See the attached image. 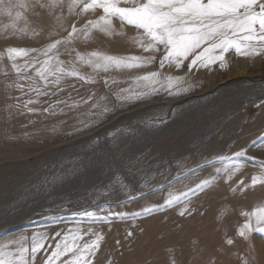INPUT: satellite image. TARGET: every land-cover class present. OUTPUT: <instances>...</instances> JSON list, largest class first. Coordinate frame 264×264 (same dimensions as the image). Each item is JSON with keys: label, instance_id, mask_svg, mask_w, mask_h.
I'll return each mask as SVG.
<instances>
[{"label": "rangeland", "instance_id": "1", "mask_svg": "<svg viewBox=\"0 0 264 264\" xmlns=\"http://www.w3.org/2000/svg\"><path fill=\"white\" fill-rule=\"evenodd\" d=\"M3 2L4 6L0 7V49L4 53L3 66L11 68L12 62L8 60L5 50L8 47L24 48L19 40L16 44L9 41L13 37L18 39L20 37L11 32L17 28L16 26L21 30L23 28L21 22L13 19L14 10L17 11L19 8L13 7L11 15H8L4 8L9 1ZM43 2L47 4L48 0ZM69 2L70 0H62L56 8H42L41 11L46 16L57 17L64 14L67 18L63 23L55 22L52 24L53 27L41 31L40 47L44 48L54 40L66 37L73 24L81 28L88 20H96L102 15V10L89 12L83 16L70 14ZM11 3L17 4L15 0ZM76 12H79V9H76ZM112 23V35H105L99 30L92 31L89 40L85 41L81 37L73 42L71 47L74 51L71 58L68 54L65 55H68L70 60L73 59L77 66L79 64L74 60L76 52L103 51L102 53L107 55L134 56L125 52L136 43L127 44L122 37L137 36L138 31L133 26L121 27L118 19H113ZM4 24L11 26L12 30H9V33L5 30ZM37 35L32 34L30 38ZM60 50L62 53L65 52L64 46H61ZM151 55L156 57L152 64L131 70L110 69L111 71L105 74L102 70L95 72L87 65L83 67L80 65L82 68L79 66L77 69L81 74L91 76L94 84L77 78H65L60 85L62 91L52 86L41 87V91L48 94L39 97L34 91H30L31 87L38 84L42 86L40 84L42 81H39L38 77L35 76L33 81H29L21 78L26 77L25 73L14 72V75L0 73V224L5 217H9L10 211L15 214L13 218L10 216V226L0 231V243L24 236L27 237L24 243L30 245L34 234L46 233L48 240L45 248L41 249L35 260V264H44L47 254L52 250L48 248L49 244L54 247L70 229H80L82 234L91 229L104 236L100 249L92 258V264H166L169 257L171 260L177 256L183 259L195 252L201 257L203 256L201 254L207 251L205 248H211L209 244H213L215 249L212 245V250L209 249L204 256L210 259L214 255L216 264H243L245 260L248 264H264V233L253 232L248 240L237 235L238 228L247 219L242 213L251 212L257 206L264 205V185L257 184L241 191L242 186L239 184L242 180L245 185H250L252 176L264 168V146H261L264 145V96L254 99H242L238 96L251 94L260 87L246 86L241 84L242 82L253 84L264 82V52L259 55L239 56L233 50L226 54L223 68L217 62L207 68H193L191 71L187 67L191 57L181 68L172 71L174 65L159 68L162 53L147 52L145 56ZM22 59L23 57L17 58L16 63L22 66ZM154 71H160L161 78L179 76L183 77V80L173 86L170 90L173 93L171 95L169 90L162 88L157 93L142 97L138 101L123 102L117 98L118 95H128L129 92L147 91L144 82L135 79ZM227 75H231L230 78L223 80ZM18 84L23 85L22 90L17 87ZM184 88L188 91L175 94L177 90ZM207 88L211 90L201 95L207 96L209 93L221 91L224 99L221 102L213 100L206 103L192 118L180 125L165 127L174 119L168 116L160 121L165 113L163 112L158 118L151 119V124H148L153 125L155 122L150 131L154 128L153 133H157L150 138L152 140L140 139L141 142L144 141L134 153H131L132 146L138 141L122 152H118L117 149L123 144H120L119 148L116 147L117 149L113 147V154L117 153L112 157L113 160L109 159L110 155H106L104 159L107 157L110 162L108 160L105 166L97 168V162L92 161L94 164L91 169L84 172V179H79L75 185L65 183L63 190H59V196L47 201L45 206L34 210L35 205L28 202L14 205L17 198L22 197L27 186L35 184L46 174L55 173L62 164L65 168L69 167L63 160L68 156L67 161H71L74 155L83 152L86 146L81 148L76 145L84 144L88 137L63 147L50 146L69 142L84 128L96 127V124L101 123V117L107 126L95 129L92 132L94 135H99L105 129L112 131L122 129V125L117 124L119 120L139 110L142 104L154 102L146 106L158 107L163 101L172 102L184 94L191 92L197 94ZM122 89H127L128 92H122ZM30 99L36 102L28 104L27 101ZM158 100L161 102H155ZM60 101L62 102L58 103ZM185 102L186 100L182 106ZM94 104L98 106L93 107ZM128 123L133 125L134 120L130 119ZM143 123L145 122L141 125ZM126 127L124 126L122 131L126 130ZM142 127L144 126L139 125L138 128ZM143 130L145 132L149 129ZM90 149L98 154L101 148L92 146ZM242 149H247L246 156L236 158L234 153ZM133 154L138 160L126 167L124 158ZM221 156L232 157V161L217 159ZM236 159L243 161L245 166L226 182V176L215 170ZM87 160L88 158H85L82 162ZM108 165L110 167H107ZM117 174L121 183L113 184ZM212 176L217 177L215 183L195 195L189 193L190 199L182 198V202L172 207L158 208L150 214L133 215L141 212L144 207L163 205L169 191L176 194L186 192L201 180ZM79 177L75 176L72 182ZM232 188H236L237 191L233 192ZM185 203L188 204L190 214L181 216L179 212ZM86 212H93L97 217H107V220L88 217L85 215ZM109 213L127 215L121 217ZM129 232L132 233L131 236L128 235ZM56 233H60L61 236H56ZM91 238L94 237L90 234L84 236L85 241ZM229 238L233 240L231 245L226 243ZM206 239L209 240H207L209 244L206 243ZM204 241L208 245L202 246L201 243L204 244ZM201 261L199 258L195 263L200 264ZM195 263L193 260V264Z\"/></svg>", "mask_w": 264, "mask_h": 264}, {"label": "snow or ice", "instance_id": "2", "mask_svg": "<svg viewBox=\"0 0 264 264\" xmlns=\"http://www.w3.org/2000/svg\"><path fill=\"white\" fill-rule=\"evenodd\" d=\"M61 3L62 0H48L47 4L36 0V4L41 8H56ZM0 4H3V0H0ZM13 7L27 8L28 5L23 0L13 5L9 0L4 10L8 15H11ZM76 9H79V12H76ZM68 10L70 14L78 16L102 10V15L96 20H88L81 28H77L73 24L66 37L56 39L42 49L8 47L5 50L8 60L12 62L11 67L17 74L34 70L36 77L43 82L42 86L38 84L30 88V91H34L37 97L48 94L46 91H41V87L52 86L62 91L60 85L65 78H77L86 83H94L91 76L81 74L76 63H73L72 60L66 63L60 59V48L64 46L65 53L71 57L74 51L71 45L76 39L82 37L87 41L90 39L92 31L95 30H99L105 35H112L113 19H118L121 27L133 26L138 31L139 34L133 39L144 52L162 53L159 59L160 69H163L165 65H174L179 69L190 57V62L187 64L189 71L193 68H207L217 62L223 68L226 54L230 51L234 50L239 56L259 55L264 52V0H70ZM16 15L19 18L20 13L17 12ZM35 34L33 33V35ZM30 52H38L39 54L30 56ZM21 57L27 58L22 66L16 63L17 58ZM3 58L0 55V60ZM74 60L79 65H88L93 70L107 72L113 68L117 70L139 69L155 62L156 57L155 55L147 57L116 56L92 51L89 53L76 52ZM21 78L33 80L31 76ZM136 80L143 81L147 91L118 95L119 100L138 101L142 97L157 93L162 88L169 90L171 95L173 93L170 90L176 83L181 82L183 77L165 76L161 78V72L154 71L138 76ZM17 87L23 89V85H17ZM121 91L128 92L127 89ZM187 91V88L179 89L175 94L178 95L180 92ZM34 102L36 101L31 99L27 101L28 104ZM84 102L87 103V101ZM97 106L96 104L93 105V107ZM105 111L108 110L105 109ZM154 124L155 122L153 125H146V127H152ZM126 132V145L145 134L143 129L131 126L126 129ZM117 147L119 148V145ZM246 154L247 149H242L234 153V156L239 158L245 157ZM217 159L232 161V157L228 156L217 157ZM249 159H254V157H249ZM137 160L138 157L133 154L124 158V164L127 167ZM65 163L69 167L65 168L62 164L60 170L51 177H45L33 184L36 192L45 191L50 184L63 183L68 177L76 175L84 167L80 157ZM244 166L243 161L236 159L215 171L223 173L227 182ZM216 179V176L203 179L195 187L179 194L169 191L163 205L144 207L141 212L133 215L150 214L158 208L172 207L182 202V198L190 199L189 193L195 195L198 191H204L211 187ZM112 183H121L119 174ZM239 184L242 186L241 191L257 184L264 185V168L252 176L250 185H245L242 180ZM231 190L237 191L236 188ZM186 213L190 214L187 203L179 215L184 216ZM85 215L96 220H107V217H97L93 212H86ZM109 215L123 217L127 214L109 213ZM242 215L246 216L247 219L237 230L239 237L248 240L253 232L264 233V205L257 206L251 212H243ZM89 234L94 238L85 241L84 236ZM128 235L131 236L132 233L129 232ZM56 236H61V234L56 233ZM103 239V234L93 232L91 229L83 234L80 229H70L55 243L54 247L51 244L48 245V248L52 250L50 254H47L44 264H92V258L100 249ZM26 240L27 237L21 236L0 243V264H35L37 254L45 248L48 236L46 233L34 234L30 245L24 243ZM226 243L231 245L233 240L229 238ZM243 264H248L247 260Z\"/></svg>", "mask_w": 264, "mask_h": 264}, {"label": "bare ground", "instance_id": "3", "mask_svg": "<svg viewBox=\"0 0 264 264\" xmlns=\"http://www.w3.org/2000/svg\"><path fill=\"white\" fill-rule=\"evenodd\" d=\"M7 1H9V0H6V3H7ZM12 1V0H11ZM17 3L18 2H20V0H15ZM23 2L24 3H26L27 5H28V7L27 8H19L17 11L16 10H14V13H13V19L16 21V22H21L22 23V30H26V31H22L21 30V28H19L18 26H16L17 28H15L14 30H12L11 29V26H8V25H5L4 24V27H5V30H7L8 31V33H9V30H12L11 32H13V33H15V34H17V35H19L20 37H19V39L18 38H16V37H13V38H11L12 36H10V42L12 43V44H16L18 41L17 40H19V43L24 47V48H27V49H37V50H39V49H42V47H40L41 46V39H40V33H41V31L42 30H44L45 28H48L49 29V27L51 26V27H53V25H54V23L56 22L57 24L58 23H63L65 20H66V18H67V15H60V16H57V17H55V16H51V15H48V16H46V15H44L45 13H42V8L38 5V4H36V0H33V2L31 1V0H23ZM40 2L41 3H44L43 2V0H40ZM13 5H14V3H13ZM4 6V2H3V4H1L0 5V7H3ZM17 12H19L20 13V16H19V18H17ZM54 12V11H53ZM67 23V22H66ZM53 24V25H52ZM25 25V26H24ZM64 25V24H63ZM58 27V26H57ZM6 31V32H7ZM45 31H46V29H45ZM122 31H125V30H122ZM127 31V30H126ZM125 31V32H126ZM33 32L34 33H36V34H38L37 35V37H33V38H30V36L33 34ZM52 33H53V31H51ZM128 33V32H127ZM131 33V32H130ZM7 34V33H6ZM9 35V34H8ZM120 35H122V34H120ZM128 35V34H127ZM134 37H136V36H124V37H122V40L124 41V42H126L127 44L128 43H134ZM7 38V37H6ZM54 38V37H53ZM0 39H1V37H0ZM9 42V43H10ZM45 42V41H44ZM37 46V47H36ZM39 46V47H38ZM96 46H98V45H96ZM104 47V46H103ZM107 47V46H106ZM111 48H113V47H111ZM65 51V50H64ZM111 51V50H110ZM103 52V51H102ZM60 53H61V55H60V59L61 60H63V61H65L66 62V60H68V61H70V59H69V56L68 55H65V52H63L62 53V51L60 50ZM110 53V52H109ZM125 53H127V54H131V55H134V56H145V55H147V52H144L143 51V49L142 48H140V47H138V45L137 44H133V46L131 47V48H129V50L127 51V52H125ZM4 53H3V50L2 49H0V55H2L3 57H4V55H3ZM39 53L38 52H30L29 53V55L30 56H37ZM106 54V53H105ZM111 54V53H110ZM150 54V53H149ZM73 56V55H72ZM67 57V58H66ZM146 57V56H145ZM71 58V57H70ZM4 59V58H3ZM25 59H27L26 57H23V59H22V61H23V63H22V65L24 64V62H25ZM72 62H74L73 61V59H72ZM75 63V62H74ZM76 66H77V64H76ZM80 65H78L77 67H79ZM88 66V65H87ZM81 67V66H80ZM82 67H83V65H82ZM81 67V68H82ZM86 67V66H85ZM85 67H84V69H85ZM88 67H90V66H88ZM87 68V67H86ZM92 68V67H91ZM90 68V70H92ZM176 67H174L173 66V68H172V71H175L176 69H175ZM83 69V70H84ZM114 70H117V69H115V68H113ZM112 69V70H113ZM89 70V71H90ZM125 70V69H124ZM85 71H86V69H85ZM89 71H87V73L89 72ZM95 71V70H94ZM98 71V70H97ZM97 71H95V72H97ZM111 71V70H110ZM119 71V70H118ZM14 72H15V70H13L12 69V67L11 68H7V66L5 67V66H3V61L2 60H0V73H2V74H12V75H14ZM92 72H93V70H92ZM91 72V73H92ZM94 72V73H95ZM103 72V71H102ZM136 72V71H135ZM22 74H24L25 73V75L24 76H31V77H35L36 76V74H35V72H34V70H29V71H25V72H21ZM86 73V72H85ZM90 73V74H91ZM98 74V73H97ZM104 74H105V72H104ZM107 74V73H106ZM113 74H116V73H114L113 72ZM99 75H101V72L99 73ZM103 75V74H102ZM230 76L231 75H227L223 80H226V79H228V78H230ZM2 77V76H1ZM10 77V76H9ZM221 78H223V77H221ZM15 79V78H14ZM39 79V78H38ZM7 80H9V79H7ZM11 80V79H10ZM9 80V81H10ZM19 80V79H18ZM65 80V79H64ZM136 80V79H135ZM222 79H220V81H223ZM23 81V80H22ZM33 81V80H32ZM39 82V81H38ZM1 83V82H0ZM239 83V82H238ZM33 84H35V83H33ZM40 84H43L42 82L40 83ZM90 84V83H89ZM94 84V83H93ZM241 84H245L246 86H251V87H254L255 85L257 86V85H259L260 87L256 90V91H253L251 94H239L238 96H241L242 97V99H254V98H258V97H262V96H264V82H261L260 84H253V83H251V82H242ZM19 85V84H18ZM97 85V84H96ZM3 86V85H2ZM34 86V85H33ZM67 86V85H66ZM25 87V86H24ZM136 89V88H135ZM2 90V89H1ZM65 90H67V89H65ZM73 90V89H72ZM138 90V89H137ZM209 90H211V88H207V89H204L203 91H201L200 93H197V94H194L193 92H191V93H188V94H184V95H182V96H180V97H178V98H181V97H184V96H191V97H184V98H181V99H179V100H176V99H178V98H176L174 101H172V102H169V101H163V102H161V101H155V102H161V104L158 106V107H154V106H150V107H147L146 105L147 104H150V103H154V102H147V103H145V104H142L141 106V108H139V110H137V111H135V112H133V113H131L130 114V116H127V117H123V118H121V120H119V122L117 123V124H120V125H122V129H123V127L124 126H127L126 128H128L129 126H132V127H139V125L140 126H144V127H142L141 129H149V130H146L144 133V135L143 136H141V137H139V138H137V139H135L134 141H132V142H130V143H127V145L125 144V141L127 140V134H126V132H124V131H126V130H124V131H122V129H119L118 131H112V130H110V129H105V130H103V131H101L100 133H99V135H94V134H92V132L95 130V129H98L99 127H101V126H103V127H105V126H107L106 124L107 123H105V121H103V117H99L100 118V121H101V123L100 124H96L95 126L96 127H94V128H92V127H88V128H84V130L78 135V136H76V137H73V139H71L69 142H64L63 144L62 143H60V144H57V146H50V148H58V147H63V146H65V145H67L68 143H71V142H73V141H76V140H79V139H84V138H86V137H88L86 140H85V143L84 144H77L76 146H81V148H82V146L84 147V146H86V149H84V151L83 152H80V151H78V152H80L79 154H77V155H74V159L78 156V157H80L81 158V161H83V160H85V158H88V162L86 161H84L83 162V164H84V167L79 171V172H77L76 173V175H74V176H70V177H68L63 183H59V184H50V185H48L47 186V188H46V190L45 191H42V192H35L36 190L33 188V185H30L29 187L27 186V188L24 190V192L22 193L23 195H22V197H20V198H17V200L14 202V205L16 206H18V205H20V204H23L24 202H28L29 204H33V205H35L34 206V210L35 209H39V208H41L42 206H45L46 204H47V201H49V200H51V199H53L54 197H58L59 196V190H63V185L65 184V183H67L68 185H75V183L76 182H78L79 181V179H81V178H83L84 179V172L86 173V171L88 170V169H91L92 168V166H93V164L95 163V162H97V166H96V168L97 167H102V166H105V164L108 162V160L110 159V158H112L115 154H117L116 152H115V154H113V147H114V149L117 147V145H120V144H123V146L121 147V148H119V149H117V151L119 152V151H121L122 152V150H126V149H128V148H130L132 145H133V143L134 142H137L136 143V145H134V146H132V152L131 153H134V151L136 150V148L139 146V145H141L142 144V142L144 141H140V139H150L154 134H156L157 132H155V133H153V130H154V128L152 129V131H150V129H151V127H146V125H148L153 119H156V118H158V116H160L163 112H165L164 114H163V118H160V121H162V120H165L168 116H170V117H173V121H171L167 126H165V127H168V126H173V125H180L182 122H186V120L187 119H190V118H192V116H194L195 114H196V112L198 111V109L200 108V107H202L203 105H205L206 103H209L210 101H213V100H215V101H213V102H221L222 101V99H224V94L221 92V91H215V92H212V93H209L207 96H203V95H201L202 93H204L205 91H209ZM74 91V90H73ZM80 91V90H79ZM9 92V91H8ZM65 92V91H64ZM135 92V91H134ZM136 92H138V91H136ZM2 93V92H1ZM220 93H222V94H220ZM241 93V92H240ZM54 94V93H53ZM52 94V95H53ZM205 94H206V92H205ZM236 94V93H235ZM68 95V94H67ZM98 95V94H97ZM195 95V96H194ZM243 95V96H242ZM64 96H65V94H64ZM101 96V95H100ZM48 97V96H47ZM80 99V98H79ZM184 100H186V102L184 103V105L182 106V104H183V102H184ZM36 101V100H35ZM50 101H52V100H50ZM78 101V100H77ZM80 101V100H79ZM55 102V101H54ZM89 102V101H88ZM124 102V101H123ZM66 103V102H65ZM82 103V102H81ZM81 103H79V104H81ZM84 103V102H83ZM82 103V104H83ZM127 104V103H126ZM105 105V104H104ZM70 106V105H69ZM120 106H122V103H121V105ZM145 106V107H144ZM182 106V107H181ZM24 107V106H23ZM75 108V107H74ZM100 108V107H99ZM122 108V107H121ZM92 109V108H91ZM120 109V108H119ZM128 110V109H127ZM121 111H122V109H121ZM120 112V111H119ZM123 112V111H122ZM129 113V112H128ZM44 114V113H43ZM165 115H166V117H165ZM62 116H64V115H62ZM99 118H97L98 120H99ZM130 119H133L134 120V124L133 125H129V120ZM152 119V120H151ZM46 120V119H45ZM33 121V120H32ZM42 121H44V120H42ZM107 121V120H106ZM142 122H145V123H143V125H141L142 124ZM173 122V123H172ZM126 123H128V124H126ZM151 124V123H150ZM98 126V127H97ZM158 128V127H157ZM138 129H140V128H138ZM170 129H171V127H170ZM108 130H110V131H108ZM164 130H166V129H164ZM163 130V131H164ZM150 131V132H149ZM160 131V130H159ZM163 131H161V132H163ZM153 133V134H152ZM164 133H165V131H164ZM152 134V135H151ZM158 134H159V132H158ZM151 135V136H150ZM150 136V137H149ZM149 137V138H148ZM146 139V140H147ZM150 140H152V139H150ZM112 142H114L113 144H111ZM55 144V143H54ZM92 146H100V152L98 153V154H96V153H94L93 151H91V149H90V147H92ZM80 148V149H81ZM95 148V147H94ZM98 148V147H97ZM82 150V149H81ZM131 150V149H130ZM110 151H111V154H109L110 153ZM139 151V150H138ZM72 152H74L73 150H72ZM75 152H77V151H75ZM108 156V155H110L109 156V159H107V157H106V159H104L105 158V156ZM126 156H127V153L125 154ZM124 155V156H125ZM104 156V157H103ZM116 157V156H115ZM117 157H118V155H117ZM67 159H68V156L65 158V160H63V162H67ZM114 158H112V160H113ZM73 160V159H72ZM111 160V159H110ZM110 160H109V162H110ZM121 160V159H120ZM61 161V160H60ZM92 161H94V163H92ZM112 163V162H111ZM117 163V162H116ZM107 167H110L109 165L107 166ZM115 167V166H114ZM58 170H60V167H58L56 170H55V173L58 171ZM55 173H53V174H55ZM53 174H46L45 176H42V178L40 179V180H43L45 177H51ZM79 175H80V177H79ZM75 176H77V177H79L78 179H76V180H74L73 182H72V180H73V178L75 177ZM44 177V178H43ZM40 178V177H39ZM40 180H38V181H36V183H38ZM82 182V181H81ZM71 183V184H70ZM80 184V183H79ZM70 188V187H69ZM72 188V187H71ZM75 188V187H74ZM18 192V191H17ZM19 193V192H18ZM259 198V197H258ZM264 203V202H263ZM19 208V207H18ZM21 208V207H20ZM12 216H15V214H14V212L13 211H10V214H9V217H5L4 218V220H2V222H1V224H0V231L1 230H3V229H5V228H7V227H9L10 225H9V222H10V218ZM17 217V216H16ZM13 218V217H12ZM19 218V217H18ZM208 239H206V241H207ZM206 241H204V244L203 243H201L202 244V246L204 245H208L209 243H208V241L206 242ZM208 243V244H206V243ZM211 243V242H210ZM198 244H200V243H198ZM215 244V243H214ZM210 245V247L212 248V245L211 244H209ZM146 246V245H145ZM197 246V245H196ZM199 247V246H198ZM197 247V248H198ZM201 248V247H200ZM205 248V247H204ZM211 248H209L210 250H212ZM213 248H214V245H213ZM209 249L207 248H205V250H207L205 253H207L208 251H209ZM215 249V248H214ZM202 250V249H201ZM200 251V250H199ZM223 251V250H222ZM201 252V251H200ZM214 252H215V250H214ZM192 253V252H191ZM196 253V252H195ZM192 254V255H189V256H186L185 258H183L182 259V257H180V256H177V257H175L173 260H171V257H169V258H167V260H166V264H169V262H170V264H173V261H174V264H193V260H194V263H195V261H197V260H199V258H200V260H202L201 262H200V264H216V260L213 258V256L214 255H212V258H208V257H206V258H208V259H206L205 258V253L204 254H201V255H203V256H201V257H199L198 255H196V254H198V253H196V254ZM211 255V254H210ZM182 256V255H181ZM119 257V256H118ZM216 257V256H215ZM217 258V257H216ZM180 261H183L182 263H180ZM230 261V260H229ZM195 264H198V262H196Z\"/></svg>", "mask_w": 264, "mask_h": 264}, {"label": "water", "instance_id": "4", "mask_svg": "<svg viewBox=\"0 0 264 264\" xmlns=\"http://www.w3.org/2000/svg\"><path fill=\"white\" fill-rule=\"evenodd\" d=\"M236 81L239 82L238 80H236ZM236 81H235V82H236Z\"/></svg>", "mask_w": 264, "mask_h": 264}]
</instances>
